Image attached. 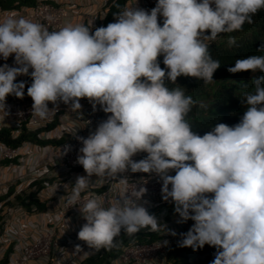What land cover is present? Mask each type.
<instances>
[{
    "label": "clouds",
    "instance_id": "9594fccd",
    "mask_svg": "<svg viewBox=\"0 0 264 264\" xmlns=\"http://www.w3.org/2000/svg\"><path fill=\"white\" fill-rule=\"evenodd\" d=\"M127 5L115 14L116 22L94 33L92 27L71 23L50 31L15 13L0 19V58L7 61L14 54V66H0V119L9 115V95L17 100L25 95L26 83L16 82L19 76L31 77L27 95L33 101V118L54 117L61 102L76 113L84 98L93 111L99 106L100 114L89 123L93 131L83 136L76 130L83 136L78 137L82 147L76 163L87 175L77 177L68 198L86 221L78 239L90 251L82 258L116 248L122 230L133 236L150 229L170 240V232L176 235L171 216L179 214L181 222L175 224L189 230L169 247L166 264L170 249L178 244L192 249L188 264H203L204 254L207 264H264V76L253 77L254 91L244 93L246 109L237 124H215L202 136L187 119L195 103L192 96L183 87L168 86L181 76L213 82L221 63L212 57L209 41L254 23L264 0H157L150 11ZM228 43L236 41L230 36ZM161 56L165 68L160 66ZM228 71L264 73V55L237 59ZM104 113L110 115L96 127L94 122ZM70 150L66 145L61 156ZM141 153L146 157L133 159ZM129 172L156 176L162 182L163 200L153 209L143 200L147 180L132 182ZM37 182L16 195L17 186L10 185L17 189L4 204L15 205V197L25 192L38 197L33 190L41 189L32 187ZM108 182L118 187L114 201L86 196L81 203L82 193ZM57 188L50 191L55 194ZM166 203L174 204L175 213L159 223L150 212ZM188 220L194 221L190 227ZM82 251L77 245L75 252Z\"/></svg>",
    "mask_w": 264,
    "mask_h": 264
},
{
    "label": "trees",
    "instance_id": "16d2710c",
    "mask_svg": "<svg viewBox=\"0 0 264 264\" xmlns=\"http://www.w3.org/2000/svg\"><path fill=\"white\" fill-rule=\"evenodd\" d=\"M130 0H109L105 10V16L102 21H99L96 28L92 32L101 27H106L109 23L116 22L115 14L122 11ZM37 0H0V9L2 11H19L21 8H30L36 5ZM254 23L245 24L243 29L231 34H220L215 41H209V51L214 59L221 63V67L214 73L213 82L205 84L203 81L193 77H178L176 84H169L170 88L183 87L186 95H191L195 101L192 110L188 114V122L193 126V130L201 136L210 131L211 127L218 123H225L229 126L235 125L240 121L246 105L242 99L244 93L253 92L254 84L253 77L264 76V73H252L251 71H243L239 73H230L229 67L235 65V61L240 58H247L252 55H264V9L260 10L253 17ZM162 20L160 23L162 25ZM235 39L234 45H229V37ZM261 49V50H260ZM161 68L163 65V57L158 58ZM24 81L25 95L22 99L18 98L22 103L31 102L32 99L27 95V87L31 85L32 80L30 75L25 77H17L16 82ZM17 98L9 95L6 99ZM83 102H89L87 98L81 99ZM80 101V102H81ZM54 119L46 127L34 131H29L26 125H22L20 134L15 138L14 130L9 126L0 128V145H6L13 148H18L27 143H35L43 145L48 141H43L40 138L42 131H47L55 126ZM48 182L34 183L33 188L41 189L42 185ZM13 195L11 190L0 197V206L8 207L6 198ZM14 204L21 207L28 214L33 210L38 212L44 211L45 204L32 192H25L14 199ZM175 213L174 204L166 203L157 207L156 210L150 212L154 214L159 223L167 222L170 216ZM150 229H142L133 236H128L121 232V235L116 238L117 247L110 251L101 250L89 256L83 264H109L112 259L117 258L122 251L132 242L146 243L154 242L160 239L157 232H150ZM191 248L180 247L179 244L170 249L168 253L167 264H188L189 251ZM1 264H8V254H6Z\"/></svg>",
    "mask_w": 264,
    "mask_h": 264
},
{
    "label": "crops",
    "instance_id": "0c3cea01",
    "mask_svg": "<svg viewBox=\"0 0 264 264\" xmlns=\"http://www.w3.org/2000/svg\"><path fill=\"white\" fill-rule=\"evenodd\" d=\"M109 0H49L55 6H61L68 10L72 19L63 22L65 24H84L86 26L95 28L98 21L102 19L103 12L106 8V3ZM157 0H132L127 6H137L145 10L150 11L155 7ZM15 13L17 16H26V13L15 12V11H5L0 14V19L4 16ZM11 64L14 66V54L10 56ZM31 71V70H30ZM25 77V76H19ZM82 108L79 113L72 112L69 105H65L62 102L59 104V109L56 115L47 120H40V126H46L50 124L54 119L56 124L53 128L45 131L50 137L47 143L43 145L27 143L23 146V151L19 158L13 163H5L0 161V180H10L20 178L22 185H30L33 181L48 182L44 183L41 187V192L46 194L45 210L40 212H35L32 214H27L23 209L11 204L9 207H1L0 216V247L2 246V241H6L5 248H7L8 257L13 253V249L19 244L21 240L30 242L35 237L43 234L49 226L55 224L58 221V227L56 230L57 238L61 242L63 247L62 250H67L70 246L76 248V245H82L83 241L78 239V232L80 230V220L82 216L79 212V207H75L73 212L65 215L63 212V207L68 201L71 195L73 184L75 183L77 177L86 176L83 167L80 169L68 172L64 169L58 170L53 166L52 157L59 144V142L69 136L71 131L78 130L83 136H88L91 131L89 123L93 122L97 116L100 114L101 110L97 106V110L93 111L92 105L89 102L81 101ZM49 107H54L49 103ZM58 115V117H57ZM5 119H0V128L6 126ZM79 120V121H78ZM78 121V122H77ZM26 128L32 130L31 124H28ZM146 153H141L133 157L134 160H140L146 157ZM139 158H138V157ZM130 180H135L137 178H148V174L144 173H127L126 174ZM97 177L93 176L91 180L95 182ZM57 191L53 194L50 189L53 186H57ZM110 184H94L88 190H86L81 195L86 196H105L107 189ZM17 188L14 186H8L7 190L14 192ZM114 200L118 196V187L114 183L112 186ZM8 191H6L7 193ZM93 195H89L92 194ZM166 202V201H165ZM181 217L179 214H173L170 219V224L174 223L172 232L175 230L176 224L181 222ZM194 221L188 220L186 224L190 227ZM8 228L9 232L16 238L15 241H9L5 239V229ZM168 232L170 230L168 229ZM186 233V232H185ZM176 235H170V242L172 245L176 243L178 237ZM1 249V248H0ZM90 251V250H87ZM12 252V253H11ZM11 253V254H10ZM95 253V252H94ZM93 253V254H94ZM91 254V255H93ZM90 255V256H91ZM68 257V256H67ZM81 259L82 255H80ZM84 260V261H85ZM51 264H58L56 258L50 262ZM28 264H35V261L29 262Z\"/></svg>",
    "mask_w": 264,
    "mask_h": 264
},
{
    "label": "built area",
    "instance_id": "2783aa9c",
    "mask_svg": "<svg viewBox=\"0 0 264 264\" xmlns=\"http://www.w3.org/2000/svg\"><path fill=\"white\" fill-rule=\"evenodd\" d=\"M17 12L26 13V18L32 19L34 22H39L44 24L49 28L50 31L58 30L59 28L65 26L63 22L66 20L72 19V16L69 14L68 10L61 6H55L49 0H37L36 5L30 8H21ZM4 13L0 9V14ZM9 64L13 66L10 57L7 61L0 58V66L3 64ZM33 101L22 103L16 98H11L6 101V109L9 111V115L6 116L7 125L14 130V137L16 138L23 124L31 123L33 127H39V121L36 118L31 116ZM22 114V115H21ZM110 114L104 113L103 116L97 121L94 122V125L97 127L99 122L107 119V116ZM78 137H83L79 132H70L68 138L63 141L59 146H57L53 157V166L58 170H66L68 172H73L81 167V165L76 163L78 150L82 147ZM43 140H49L50 137L47 133L42 135ZM66 145L71 146V150L67 152L66 155L61 156V152L64 151ZM23 151V147L21 148H11L7 146L0 145V161H13L17 159ZM141 178H137L135 180H130L132 182H138ZM147 180L145 187H147L148 191L146 195L143 197L144 201H147L145 206L150 210L153 209L159 202L163 200L161 188L162 182L159 181V178L156 176H151ZM20 178L10 179L7 181L0 180V196L6 194L7 187L9 185H16L17 191L15 193L19 194L20 192L25 190V186L19 184ZM34 182V181H33ZM106 184H110L109 188L106 192V198L111 202L114 201V195L112 186L114 182H108ZM28 186V185H27ZM34 193L38 194V197L41 201H46V194L41 191H37V189L33 190ZM89 194V195H93ZM82 196V195H81ZM84 196H82L81 203L83 202ZM107 206V205H106ZM75 207L72 206L68 201H66L63 212L65 215H68L73 212ZM1 210V209H0ZM1 216V211H0ZM80 220V229L86 221L81 216ZM58 221L55 224L46 228L45 232L40 236L35 237L30 242H26L21 240L19 244L16 245L17 249H13V253L8 257V264H28L29 262L35 261V264H51L50 262L56 258L58 264H82L84 259L80 258V255L83 252L89 250L88 246L85 242H83L81 248L83 251L81 253H76L75 249L69 246L67 250H62L63 247L61 242L57 238V227ZM161 229L163 234H167V227H163ZM174 230V228H172ZM177 231V241L182 239L181 234L187 232L189 229L185 224H178L175 228ZM5 239L9 241H15V237L9 232L8 228L5 229ZM167 242V243H165ZM2 246L0 247V264L4 260L7 248H5L6 241H2ZM171 242L168 238L160 239L159 241L153 243H145V244H135L128 246L122 254L114 260L111 264H166V256L169 247L171 246ZM77 246V245H76ZM68 256V257H67ZM201 261L203 264L208 263L207 256L204 254L201 256Z\"/></svg>",
    "mask_w": 264,
    "mask_h": 264
},
{
    "label": "rangeland",
    "instance_id": "374dc122",
    "mask_svg": "<svg viewBox=\"0 0 264 264\" xmlns=\"http://www.w3.org/2000/svg\"><path fill=\"white\" fill-rule=\"evenodd\" d=\"M135 244H145V243L132 242V243L129 244V246H131V245H135ZM126 248H127V247H126Z\"/></svg>",
    "mask_w": 264,
    "mask_h": 264
}]
</instances>
